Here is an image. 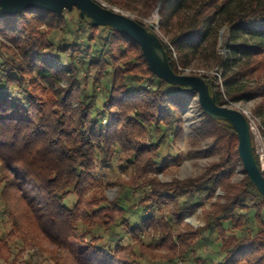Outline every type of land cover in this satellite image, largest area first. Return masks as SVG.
<instances>
[{
	"label": "trees",
	"instance_id": "obj_1",
	"mask_svg": "<svg viewBox=\"0 0 264 264\" xmlns=\"http://www.w3.org/2000/svg\"><path fill=\"white\" fill-rule=\"evenodd\" d=\"M144 3L158 11L173 70L185 72L205 54L222 87L192 74L206 79L220 105L259 99L264 130V0ZM196 98L156 76L130 36L91 25L77 8L0 12V212L7 217L0 258L19 264L27 253L31 264L47 252L52 264H264V198L243 170L228 121L202 111L193 128L211 144L189 154L219 155L200 174L158 176L181 162L171 145L184 137V110ZM116 166L128 177L108 178ZM239 167L243 176L234 180ZM116 184L109 198L106 188ZM218 189L204 206L203 196ZM198 208L203 225L183 224L184 212Z\"/></svg>",
	"mask_w": 264,
	"mask_h": 264
},
{
	"label": "water",
	"instance_id": "obj_2",
	"mask_svg": "<svg viewBox=\"0 0 264 264\" xmlns=\"http://www.w3.org/2000/svg\"><path fill=\"white\" fill-rule=\"evenodd\" d=\"M26 8H36L57 14L77 8L81 17L88 16L91 25L110 26L135 40L151 71L159 78L178 86L182 91H196L202 111L213 119L228 121L238 135V153L243 170L264 198V173L255 157L248 117L239 109L220 105L204 77L191 73H176L169 63L164 42L156 32L135 18L109 8L97 0H0V12L14 15ZM221 39V37H220Z\"/></svg>",
	"mask_w": 264,
	"mask_h": 264
},
{
	"label": "rangeland",
	"instance_id": "obj_3",
	"mask_svg": "<svg viewBox=\"0 0 264 264\" xmlns=\"http://www.w3.org/2000/svg\"><path fill=\"white\" fill-rule=\"evenodd\" d=\"M103 5L125 13L133 18L141 19L144 24H152L156 26V22L160 19L157 9H152L149 13L147 12V5L144 3V0H138V3L135 4V9L128 8H120L117 5L110 3L108 0H98ZM158 14V16H157ZM162 41L166 43L168 42V36L162 34ZM224 39V33L221 36V46L220 50L225 52V48L223 47L222 40ZM169 43V42H168ZM186 73H199L204 74L208 77H212L214 82L219 83L222 87L221 80L218 77V69L217 65L213 62L212 59L206 57L205 54H202L201 57H198L193 60L191 66L186 70ZM259 99L251 100V101H240V102H232L233 104L229 105L235 107L241 111H243L252 124V138L253 144L255 147V153L258 156L260 165L264 164V130L261 126V117L256 114L255 109ZM184 137L177 141L175 144L171 145L173 152L181 153L182 159L179 165L169 167L165 171H161L158 173V176L166 181L170 180L173 177L178 178H186L190 176H196L200 174L210 163L217 160L219 155L215 153L211 154H189V151H202L205 150L211 144L210 138H196V132L193 129L195 126L199 125L200 120L203 118L202 109L200 108L197 98L189 103V105L184 110ZM243 176L242 167H239L234 180H239ZM107 177L111 180L120 179L121 177H128V174L123 170L116 166L114 170H110L107 173ZM106 192L109 198H114L117 196L119 192V186L113 185L111 187L106 188ZM221 191L218 189L214 194H206L202 198V203L204 206L209 207L213 201L217 199L218 194ZM74 196L69 200H73ZM2 205L0 200V211H2ZM166 213L168 212V206L165 208ZM168 214V213H167ZM6 216H3L0 212V230L2 232L5 231L7 224ZM190 223L191 225L197 227L203 225V216L201 212V208H198L195 211H185L183 217V224ZM73 243L76 244L77 247H82L83 243L80 241L72 240ZM208 247H212L211 244L208 243ZM29 255L25 253V255L18 258L19 264H27L25 262L26 258ZM54 261L50 257V253L45 252V254L34 256L31 260V264H52ZM0 264H7L0 258Z\"/></svg>",
	"mask_w": 264,
	"mask_h": 264
},
{
	"label": "built area",
	"instance_id": "obj_4",
	"mask_svg": "<svg viewBox=\"0 0 264 264\" xmlns=\"http://www.w3.org/2000/svg\"><path fill=\"white\" fill-rule=\"evenodd\" d=\"M157 16H158V14H157ZM159 17V16H158ZM144 24V23H143ZM144 25H146V24H144ZM149 26H151L152 27V29L151 30H153L154 32H156L157 34H158V36H160V38L162 39L163 37H162V33L160 32V30H159V20L156 22V26H154V25H152V24H148ZM147 26V25H146ZM163 40V39H162ZM166 44H168V42L166 41ZM170 48L173 50L174 49V47L173 46H171L170 45ZM186 70L187 69H185V72H186ZM218 75V77L221 79V75H220V73H218L217 74ZM231 104H233L232 102L230 103V104H228V105H231ZM243 112V111H242ZM244 113V112H243ZM245 114V113H244ZM246 115V114H245ZM247 116V115H246ZM249 119V118H248ZM249 122H250V126H251V131H252V129H253V127H252V124H251V121L249 120ZM260 167H261V169H262V171H263V173H264V164H262L261 163V165H260Z\"/></svg>",
	"mask_w": 264,
	"mask_h": 264
}]
</instances>
